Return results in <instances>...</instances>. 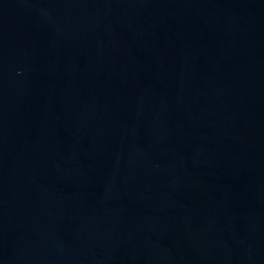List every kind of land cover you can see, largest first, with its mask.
Instances as JSON below:
<instances>
[{"label":"water","instance_id":"obj_1","mask_svg":"<svg viewBox=\"0 0 264 264\" xmlns=\"http://www.w3.org/2000/svg\"><path fill=\"white\" fill-rule=\"evenodd\" d=\"M0 264H264V0H0Z\"/></svg>","mask_w":264,"mask_h":264}]
</instances>
